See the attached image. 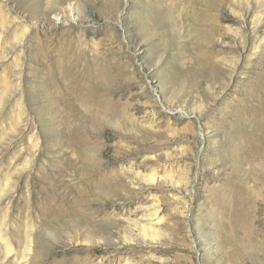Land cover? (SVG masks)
<instances>
[{
	"label": "rangeland",
	"instance_id": "374dc122",
	"mask_svg": "<svg viewBox=\"0 0 264 264\" xmlns=\"http://www.w3.org/2000/svg\"><path fill=\"white\" fill-rule=\"evenodd\" d=\"M0 264H264V0H0Z\"/></svg>",
	"mask_w": 264,
	"mask_h": 264
}]
</instances>
